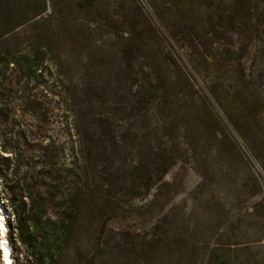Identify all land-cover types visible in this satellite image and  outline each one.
<instances>
[{"label": "trees", "instance_id": "obj_1", "mask_svg": "<svg viewBox=\"0 0 264 264\" xmlns=\"http://www.w3.org/2000/svg\"><path fill=\"white\" fill-rule=\"evenodd\" d=\"M208 1L212 0H0V100L18 92L21 80L57 88L80 143L68 165L57 152L62 146L50 144L49 134L45 146L44 140L35 143L19 132L1 141L0 208L7 219L6 241L11 255L18 253L19 264H62L81 216L85 211L100 212L106 202L101 192L115 186L125 170L124 165L92 167L91 124L95 133L101 135L107 127L111 134L109 112L123 110L131 120H158L151 134L159 138L180 119L179 108L198 98L212 107L217 93L200 85L195 63L216 67L227 45L217 48L215 56L206 47L212 42L201 43L184 25L185 13L202 10ZM229 6L233 26H264V0H230ZM216 27L212 24L210 36L218 33ZM67 53L75 59L67 60ZM237 67L244 69L242 61ZM11 68L19 79L10 75ZM76 68L84 73L79 82ZM178 89H184L179 96ZM37 101L47 120L43 99ZM3 111L9 119L11 104H0ZM149 150L153 166L144 188L151 198L146 206L155 208L166 201L165 189L173 187L165 181L168 170L189 163H177L174 151L154 146ZM163 153L167 156L160 158ZM138 183L139 178L131 181L132 195L140 191Z\"/></svg>", "mask_w": 264, "mask_h": 264}, {"label": "rangeland", "instance_id": "obj_2", "mask_svg": "<svg viewBox=\"0 0 264 264\" xmlns=\"http://www.w3.org/2000/svg\"><path fill=\"white\" fill-rule=\"evenodd\" d=\"M229 3L212 0L202 10L183 14L185 28L193 29L198 41L212 42L206 46L210 53L217 56L216 49L227 45L216 67L195 63L200 85L217 93L212 107L198 98L179 108L180 119L159 138L151 134L158 120H131L123 110H110L111 134L107 127L100 135L89 126L92 167L126 168L115 186L101 192L106 202L100 212L81 216L62 264H264V26H233ZM212 24L218 31L213 37ZM181 53L187 56L186 50ZM65 57L72 61L76 56ZM9 73L19 79L15 69ZM83 75L75 69L76 82ZM17 88L0 100L11 104L9 119L5 111L0 113V145L19 132L35 143L44 140L45 146L49 134L50 144L62 146L57 152L65 163H72L80 143L63 95L55 87L44 89L24 80ZM182 91L178 89V96ZM38 98L47 120L35 104ZM149 146L174 151L177 163H189L168 170L165 181L173 187L165 189L166 201L155 208L146 206L151 198L144 188L153 166ZM136 178L140 191L132 195L130 183ZM0 215L5 219L2 228L8 230L1 208ZM6 240L9 234L0 232V244ZM17 256L14 251L12 264H19Z\"/></svg>", "mask_w": 264, "mask_h": 264}, {"label": "bare ground", "instance_id": "obj_3", "mask_svg": "<svg viewBox=\"0 0 264 264\" xmlns=\"http://www.w3.org/2000/svg\"><path fill=\"white\" fill-rule=\"evenodd\" d=\"M2 215H0V228H2V227H4L3 226V221H2V217H1ZM6 243V242H5ZM4 244V243H3ZM2 244H0V246H1ZM4 246V249L6 250V251H9V249H8V247H6V244L5 245H3ZM0 250H1V247H0ZM1 252H2V250H1ZM3 254V253H2ZM7 258V260H11L12 259V255H11V257L9 258L8 256L6 257ZM3 262H4V260H3Z\"/></svg>", "mask_w": 264, "mask_h": 264}]
</instances>
